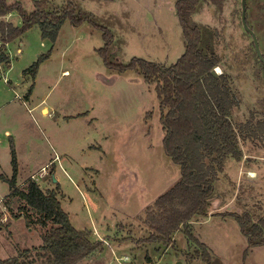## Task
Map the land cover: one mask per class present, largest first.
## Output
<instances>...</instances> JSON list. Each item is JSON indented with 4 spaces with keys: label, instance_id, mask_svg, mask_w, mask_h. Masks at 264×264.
<instances>
[{
    "label": "rangeland",
    "instance_id": "obj_1",
    "mask_svg": "<svg viewBox=\"0 0 264 264\" xmlns=\"http://www.w3.org/2000/svg\"><path fill=\"white\" fill-rule=\"evenodd\" d=\"M8 1L27 12L35 8V0ZM45 1L50 10L72 2L90 20L77 26L65 20L54 42L34 24L7 43L10 63L0 69V174L12 176L13 144L18 186L32 179L54 191L71 224L102 241L101 250L77 264H264V243L249 246L236 219L225 214L264 218V143L256 139L241 142V163L225 158L211 206L190 221L207 251L182 229L169 244L139 240L147 235L140 216L179 179L180 169L162 146L154 86L134 71H112L97 49L109 30L114 60L171 65L185 50L177 0ZM5 19L22 22L17 10ZM191 20L201 32L199 48L218 59L214 69L224 72L235 95L232 122L263 120L264 64L241 20V0H200ZM245 21L264 56V0H245ZM39 59L33 74L28 69ZM102 75L116 78L105 83ZM8 191L0 178V260L42 244L37 214L19 213L23 202Z\"/></svg>",
    "mask_w": 264,
    "mask_h": 264
},
{
    "label": "trees",
    "instance_id": "obj_2",
    "mask_svg": "<svg viewBox=\"0 0 264 264\" xmlns=\"http://www.w3.org/2000/svg\"><path fill=\"white\" fill-rule=\"evenodd\" d=\"M199 1L177 0L185 50L171 65L136 57L128 63L114 60L113 35L109 30H104V42L97 51L112 71H134L154 86L159 101V121L164 131L162 146L180 169L179 179L157 196L140 216L147 230V235L140 238V242L169 244L174 233L182 229L206 250L205 244L192 234L190 221L197 215H206L215 196L214 181L223 170L225 158L230 155L240 159L243 140L256 139L264 143V119L256 124L250 120L243 125L232 122L235 95L224 72L212 74L219 61L199 48L201 32L191 20ZM12 10L19 12L20 26L5 19ZM86 19L89 15L82 14L72 2L50 10L45 0H35L34 10L27 12L18 1L0 0V69L10 63L7 43L34 24L38 25L43 38L54 42L65 20L77 26ZM39 63L40 59L28 70L34 74ZM10 148L12 176L8 178L0 174V178L9 184L7 196H15L23 202L19 213L28 208L37 214V222L43 229L42 244L22 249L17 256L0 260V264H77L101 250L102 241L92 240L88 231L78 230L71 224L54 191H43L32 179L24 187L17 185V159L13 144ZM19 213L14 217H19ZM225 214L236 219L249 246L264 243V218L255 222L246 212L228 211ZM202 255L205 259L210 258L207 252Z\"/></svg>",
    "mask_w": 264,
    "mask_h": 264
},
{
    "label": "water",
    "instance_id": "obj_3",
    "mask_svg": "<svg viewBox=\"0 0 264 264\" xmlns=\"http://www.w3.org/2000/svg\"><path fill=\"white\" fill-rule=\"evenodd\" d=\"M241 20L243 22L244 28L246 31L249 32V34L252 37V41L254 44V48L255 51L259 57V59L263 62L264 64V56L262 55L260 48H259V44H258V39L257 36L255 35V33L250 29V27L247 25L246 21H245V0H241ZM212 74L216 75L217 71H215V69L212 70ZM101 80L105 83H111L113 81V78L107 77V76H101Z\"/></svg>",
    "mask_w": 264,
    "mask_h": 264
},
{
    "label": "crops",
    "instance_id": "obj_4",
    "mask_svg": "<svg viewBox=\"0 0 264 264\" xmlns=\"http://www.w3.org/2000/svg\"><path fill=\"white\" fill-rule=\"evenodd\" d=\"M8 53V52H7ZM103 76V75H102ZM104 76H106V75H104ZM107 77H109V76H107ZM113 77V81H114V78H116V76L115 75H113L112 76ZM112 81V82H113ZM43 110V109H42ZM242 157L240 158V159H238V161L241 163L242 162V159H243V157L245 156V154L244 153H242ZM254 175H255V172L253 171V170H246V176H248V177H250V178H252V177H254ZM17 185H18V183H17ZM219 194V193H218ZM223 201V200H222ZM225 203H230L229 202V200L228 201H226Z\"/></svg>",
    "mask_w": 264,
    "mask_h": 264
},
{
    "label": "bare ground",
    "instance_id": "obj_5",
    "mask_svg": "<svg viewBox=\"0 0 264 264\" xmlns=\"http://www.w3.org/2000/svg\"><path fill=\"white\" fill-rule=\"evenodd\" d=\"M217 71V70H216ZM45 112V111H44Z\"/></svg>",
    "mask_w": 264,
    "mask_h": 264
}]
</instances>
